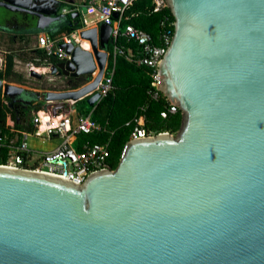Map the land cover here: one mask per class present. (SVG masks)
Returning <instances> with one entry per match:
<instances>
[{"label": "water", "instance_id": "95a60500", "mask_svg": "<svg viewBox=\"0 0 264 264\" xmlns=\"http://www.w3.org/2000/svg\"><path fill=\"white\" fill-rule=\"evenodd\" d=\"M166 1L175 28L157 89L180 109L179 130L131 140L115 169L82 185L0 167V264H264V0ZM0 7L53 37L80 16L62 0ZM112 30L82 31L91 50L61 45L71 59L51 74L92 81L36 93L55 115L100 101ZM0 95L30 103L2 79Z\"/></svg>", "mask_w": 264, "mask_h": 264}, {"label": "built area", "instance_id": "2783aa9c", "mask_svg": "<svg viewBox=\"0 0 264 264\" xmlns=\"http://www.w3.org/2000/svg\"><path fill=\"white\" fill-rule=\"evenodd\" d=\"M63 4L67 0H62ZM89 3L96 15L97 24H106L112 27L111 39L114 41L113 49L108 51V62L105 74L95 93L101 95V100L108 97L114 88V76L116 63L119 57L125 58L128 62L140 68H147L152 79L153 91L150 94L153 99H166L167 111L162 113L163 118L169 114L180 113V109L172 104L160 91H158V75L160 64L167 53L174 36L175 19L170 11L166 0H151L155 12H164V19L161 22L162 34L159 44H155L152 37L141 30H137L131 24H126L127 13L139 0H84ZM82 8H64L62 13L71 15L81 13ZM88 22H82V28L71 35L61 34L51 37L47 34L38 36V47L45 51L48 57H55L58 61L71 57L61 45L77 41L82 31L87 30ZM125 39L127 43H135L136 47L124 46L119 41ZM80 44V43H79ZM39 61V60H37ZM36 61L28 64L29 73H39L40 68ZM54 65L46 67L51 69ZM99 101V102H100ZM71 104V107H69ZM54 114L52 104L43 107L33 118V132H17L14 139L2 131L0 132V167L12 169H26L39 173H45L59 178H65L82 185L86 179L102 169L113 170L111 161L110 144H90L75 146L73 139L81 134L90 135L101 132L102 127L93 119V113L81 114L76 109V102L69 103ZM131 140L142 139L158 134L171 133L169 131L155 133L145 127V121L138 122ZM8 126L14 128L15 124L11 117L8 118ZM58 136L63 142L57 149L48 153H41L30 145L31 138L42 143Z\"/></svg>", "mask_w": 264, "mask_h": 264}, {"label": "trees", "instance_id": "16d2710c", "mask_svg": "<svg viewBox=\"0 0 264 264\" xmlns=\"http://www.w3.org/2000/svg\"><path fill=\"white\" fill-rule=\"evenodd\" d=\"M168 14L170 11L167 12ZM73 14L69 15L72 16ZM164 19V12H155L151 0H139L127 13L126 24H131L135 29L148 33L155 44H159L162 34L161 22ZM82 28L80 17L74 20L73 26L65 27L59 34L71 35ZM124 46L136 47L135 43H127L125 39L119 41ZM113 46L109 47V50ZM18 51L15 48L8 47L5 53L4 68L0 72V79L12 81L19 84H27L29 79L23 73L16 70V58ZM35 54L33 59L36 66L55 65L58 59L48 57L45 51L32 49ZM39 60V61H37ZM147 68H140L128 62L125 58L119 57L116 63L114 76L113 92L100 102L94 108H91L87 101L76 102V107L83 114L93 113V119L102 127L101 132L90 135H79L78 143L83 145L90 144H110L112 167L115 169L124 153L127 144L131 141L132 133L138 122L145 121V127L155 133L169 131L176 133L181 125V112L169 114L167 118L162 117V113L167 111L166 99L155 100L150 91L152 79L149 76ZM45 79L41 80L43 90H56L46 85ZM91 82L90 76H82L77 79H71L67 90H77ZM42 109V103L34 108L35 114ZM8 114H11L15 127H9L7 124ZM33 119L24 124L17 122L13 110L6 105V110L2 111L0 117V132H7L11 139H14L17 132H33Z\"/></svg>", "mask_w": 264, "mask_h": 264}, {"label": "crops", "instance_id": "0c3cea01", "mask_svg": "<svg viewBox=\"0 0 264 264\" xmlns=\"http://www.w3.org/2000/svg\"><path fill=\"white\" fill-rule=\"evenodd\" d=\"M76 6L82 8V12L80 13V16H79L80 17V22L82 23L84 19L87 20V22H88V28H87V30L88 29H93V28L99 27L100 24H97V22H96V15L93 13V9H92L91 5L89 3H86L84 0H67V3L66 4H63V8L62 9H64L66 7V8H69V9H72L73 10V9L76 8ZM16 17H18V16H16L14 14L13 16L5 19L4 21H2V22L0 21V25L1 24L2 25L5 24L4 23L5 21H14V20H16ZM68 17H71V16L68 15ZM73 23H74V20H73ZM25 24H27L26 26L28 27V31L18 32L16 30H13L11 32H8V34H2V33L0 34V41L2 42L3 40H5L3 43H5L6 45L8 44L6 46L5 53L7 52V48L8 47H11L13 49L15 48V50H19L18 51V56L16 58V64L19 63L18 60H24L27 63L34 62L35 59H33V57L35 56V54H33L31 52V50L32 49H40L38 47V45H37V43H38V36L41 35V34H43V33H36L34 31H30V29L34 26L33 18L31 16H28V21L25 22ZM5 27H8V25H6ZM47 35H49V34H47ZM56 36H58V35H56ZM56 36H54V37H56ZM51 37H53V36H51ZM76 39H78V38H76ZM4 62H5V59H4ZM2 65L4 66L3 63H2ZM39 68H40L39 74H41L43 76V78L41 80L47 79L45 81L46 82V85H48V86H50V87H52L54 89H56V87H58V86L64 87L63 89L59 88V89H56V90H53V91L61 92V91H65L66 90L65 87L67 85H69V83L67 81L68 80L67 77L58 76V75H52L51 74V69H49V67H46V66H41ZM16 70L18 72H20L17 69V65H16ZM0 72H1V70H0ZM20 73H22V72H20ZM28 76L30 77V73L29 72H28ZM26 78H27V76H26ZM30 78H32V77H30ZM29 80H35V78L29 79ZM36 80L41 83V80H38V79H36ZM3 81L5 83L6 80H3ZM91 81H92V78H91ZM10 82L13 83L12 81H10ZM14 83H16V82H14ZM12 85H14V84H12ZM21 87L23 88V86H21ZM25 89L28 92V95L26 96V99L29 100V101H33L34 100L37 103L36 106L41 103L40 101H42V102L45 103V101L43 99V96H42V98H38L37 95H36V93H41V95H44L45 93L52 91V90H43V89H34V90L27 89V88H25ZM7 100H9V99H5V97L3 95H0V104L2 106L1 114H2V111H5L6 110V105H7L6 104V101ZM85 101H87V99H85ZM48 104L49 103H46V105H48ZM46 105L45 106H42V108L43 107H46ZM52 105L55 106L57 104H52ZM65 106L66 107H65L64 110H66V108H67L68 105H65ZM69 107H71V104H69ZM76 109L78 110V112H80V110H79L78 107H76ZM1 114H0V117H1ZM81 114H83V113H81ZM35 115H36L35 114V111H33V114H32V116L30 117V119L28 121H24L23 119H21L19 121L17 120V122H22V123L26 124V123L30 122L34 118ZM9 117L12 118L11 114H8L7 124H8V118ZM12 120H13V118H12ZM14 124H15V122H14ZM53 138H60V137L55 136ZM78 138H79V136H77V137H75L73 139V142H74V144H75L76 147L79 146ZM62 142L63 141H61V143L59 144V146L62 144ZM30 145H31V147L33 149H37V147L32 146L31 143H30ZM48 152H51V151L41 152V153H48Z\"/></svg>", "mask_w": 264, "mask_h": 264}, {"label": "rangeland", "instance_id": "374dc122", "mask_svg": "<svg viewBox=\"0 0 264 264\" xmlns=\"http://www.w3.org/2000/svg\"><path fill=\"white\" fill-rule=\"evenodd\" d=\"M15 13H12L4 8H1L0 7V21H4L5 19L13 16ZM20 16V15H19ZM81 39V38H80ZM5 40H3L2 42L0 41V58L2 60V63L4 64V55H5V50H6V45L5 43H3ZM18 64H17V69L24 73L28 79H32L28 76V72H29V69H28V64L26 61L24 60H18ZM3 65L1 67V71L3 69ZM47 79H45L44 81H46ZM11 82L10 81H5V84H10ZM46 83V82H45ZM11 84H14L16 86H23V88H27V89H42V84L40 82H38L36 79L35 80H29V82L27 84H19V83H11ZM63 89L64 87H61V86H58L56 87V89ZM43 105L42 106H45L46 103L40 101ZM61 138V137H60ZM60 138H53L51 140H48L46 143H42L34 138H31L30 140V143L32 144V146H35L37 147V151L39 152H47V151H54L55 149L58 148L59 144L61 143V141H63V139L61 140Z\"/></svg>", "mask_w": 264, "mask_h": 264}, {"label": "flooded vegetation", "instance_id": "af4514ba", "mask_svg": "<svg viewBox=\"0 0 264 264\" xmlns=\"http://www.w3.org/2000/svg\"><path fill=\"white\" fill-rule=\"evenodd\" d=\"M28 19V16L25 15V20ZM5 24L0 25V34H8V32H11L13 30H16L18 32H25L28 31V27L26 26L25 22H18L17 20L14 21H5ZM8 25V27H5ZM68 83L70 84L72 78H67ZM6 104L13 110L17 120L23 119L24 121H28L30 117L33 114L34 108L36 107V102L30 101L28 102H21L20 99H17L16 101L12 102L10 104V100L6 101Z\"/></svg>", "mask_w": 264, "mask_h": 264}, {"label": "bare ground", "instance_id": "6f19581e", "mask_svg": "<svg viewBox=\"0 0 264 264\" xmlns=\"http://www.w3.org/2000/svg\"><path fill=\"white\" fill-rule=\"evenodd\" d=\"M76 38H78L77 41H79V43H81L83 45L84 49H86V50L92 49L91 43L89 41H82L79 36H76Z\"/></svg>", "mask_w": 264, "mask_h": 264}]
</instances>
